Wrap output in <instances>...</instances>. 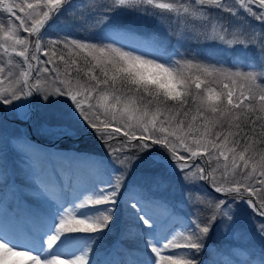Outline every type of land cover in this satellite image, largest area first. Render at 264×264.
<instances>
[{"label":"snow or ice","instance_id":"6c2138e0","mask_svg":"<svg viewBox=\"0 0 264 264\" xmlns=\"http://www.w3.org/2000/svg\"><path fill=\"white\" fill-rule=\"evenodd\" d=\"M0 216V264H264V0H0Z\"/></svg>","mask_w":264,"mask_h":264},{"label":"trees","instance_id":"16d2710c","mask_svg":"<svg viewBox=\"0 0 264 264\" xmlns=\"http://www.w3.org/2000/svg\"><path fill=\"white\" fill-rule=\"evenodd\" d=\"M245 19H246V22H247L248 25H252V26L255 25L256 26L257 24H259V22L255 21V20L254 21H251L252 20L251 17H246ZM164 23L165 24H168L169 21L165 20ZM143 24L145 25L147 23H143ZM149 27H150L149 31H153V32L155 31L159 37L166 38L167 40H169L171 42V44H176L177 43V41L175 40L176 37H177V34L176 33L174 34V32H173V34L169 36L167 34V32L165 31V29L164 28H158L156 26V24H155L154 21H153V24H150L149 25ZM181 44H183V43L181 42ZM204 45H205V47L202 50H204L208 56H215V54L213 53V51L216 48V44L215 43H212V42H204ZM183 46L184 47H187L188 45L185 46L183 44ZM93 142H95L97 144V146L99 148H101L100 143H98V141H96L94 138H92V136L89 135V134H86V137L82 140V142H78L76 144H77V147L79 149H86V148L92 149L93 147H91V144ZM92 150L98 151L99 149L93 148ZM102 150H103V154H104L105 148H103ZM213 195L217 196L216 193H213ZM182 211L183 212H191L193 210L189 207V208L182 209ZM122 230H123L122 227L121 228H118L115 233L111 234L109 236L108 240L105 241L104 247L105 248H111L113 241H115L117 243V245H119V243H120V239H119V237H120V231H122ZM218 236H219L218 233H213L210 236V239L208 241L209 245L212 246L210 249H215V247L218 244L221 245ZM126 243H130V241H126ZM207 254H208V252H205L203 254V258L207 257Z\"/></svg>","mask_w":264,"mask_h":264},{"label":"rangeland","instance_id":"374dc122","mask_svg":"<svg viewBox=\"0 0 264 264\" xmlns=\"http://www.w3.org/2000/svg\"><path fill=\"white\" fill-rule=\"evenodd\" d=\"M162 2H165V1H167V2H173V0H161ZM257 29V31H259V29H260V25L258 24V27L256 28ZM143 32H144V30H142ZM54 34H55V32L53 33V36H54ZM149 36H148V33H146V36H145V38H148ZM218 48L220 49V46L218 45ZM218 55H220V56H231V53L230 52H227V51H221V49L218 51ZM10 127H13V128H15V127H19L21 130H24L25 129V127L26 128H29V130H32V129H30V126H29V124H23V123H18V124H11L10 125ZM33 136H35L37 139H40L41 141H45V142H47V143H53V141L54 140H49V139H46L45 137H43V136H38V135H36L35 134V132L33 131ZM86 137V134H83V135H80V136H77V137H74V138H72V139H68L69 141H71V142H74V143H78V142H82V140L84 139ZM63 142H65V141H63ZM60 143V144H62V145H64L65 146V143ZM54 143H56L57 144V142H55L54 141ZM59 143V142H58ZM98 143H100V145H101V148H99L98 146H97V144L95 143V142H93L92 144H91V147H93V148H96V149H99L97 152H95V153H103V148H105V145H103L101 142H98ZM92 148V149H93ZM86 149H89V148H86ZM90 150V149H89ZM94 151V150H93ZM89 152H91V151H89ZM162 195L165 197V198H168V199H172L173 197H167L166 196V194H165V192H163L162 193ZM3 226H0V228H2ZM220 238H221V236H220ZM222 240H220L222 243H223V247H228L229 246V241L227 240V239H225L224 237H222L221 238ZM231 243L232 244H237V243H239V244H243V243H245V241L243 240V239H241V240H232L231 241ZM242 250V249H241Z\"/></svg>","mask_w":264,"mask_h":264}]
</instances>
